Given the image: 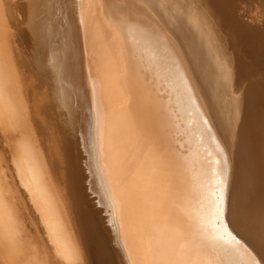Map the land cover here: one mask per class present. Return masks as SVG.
Masks as SVG:
<instances>
[{"label":"bare ground","instance_id":"obj_1","mask_svg":"<svg viewBox=\"0 0 264 264\" xmlns=\"http://www.w3.org/2000/svg\"><path fill=\"white\" fill-rule=\"evenodd\" d=\"M188 216L264 256V0H0V264H213Z\"/></svg>","mask_w":264,"mask_h":264},{"label":"snow or ice","instance_id":"obj_2","mask_svg":"<svg viewBox=\"0 0 264 264\" xmlns=\"http://www.w3.org/2000/svg\"><path fill=\"white\" fill-rule=\"evenodd\" d=\"M139 43L144 46L145 51H155L151 47L153 38L144 33L143 31L138 33ZM207 124V121H204ZM222 184V181H221ZM222 193V188L220 189ZM223 201V195L220 194L216 200L215 213L217 218L221 211V202ZM230 239L226 242L217 245V251L220 254L219 264H264V256L257 258L256 254L248 248H238L234 247L233 244L238 245L239 241H236L235 237L231 233L228 234ZM247 257L244 259L243 257ZM154 264V262H153ZM165 264H192L191 261H168Z\"/></svg>","mask_w":264,"mask_h":264},{"label":"water","instance_id":"obj_3","mask_svg":"<svg viewBox=\"0 0 264 264\" xmlns=\"http://www.w3.org/2000/svg\"><path fill=\"white\" fill-rule=\"evenodd\" d=\"M150 87L152 89H151V91L149 93H150L151 97H154L155 96V91L153 90V85L150 84ZM154 115H155V113H154ZM155 124H156V128H159V126H157L158 123L156 122V120H155ZM158 132H159V129H158ZM159 136H160L159 139H160L161 142L166 140L165 135H161L160 134ZM166 144L169 146V150H171L173 148V145H170L168 142H166ZM228 177H229V172L227 171V179H228ZM227 185H228V181H227ZM183 227H184L183 235H184L185 243L192 250H194L200 257H203L207 261H210V262L212 261L213 264H219L218 255L216 254V252L211 250L210 246L200 236L201 232H200V229H198V227L196 226L195 220L192 219L191 217L187 218L183 222ZM230 233H232V232H230ZM234 237H235L236 241L240 242V239L238 237H236V236H234ZM239 244H241V243H239ZM246 248H248V247H246ZM120 259H123V261L125 262L124 264H126V261H125V259L123 257L122 252H121Z\"/></svg>","mask_w":264,"mask_h":264}]
</instances>
